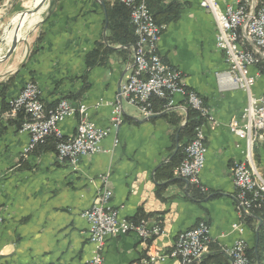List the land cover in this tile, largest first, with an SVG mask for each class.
Returning a JSON list of instances; mask_svg holds the SVG:
<instances>
[{
  "label": "crops",
  "instance_id": "1",
  "mask_svg": "<svg viewBox=\"0 0 264 264\" xmlns=\"http://www.w3.org/2000/svg\"><path fill=\"white\" fill-rule=\"evenodd\" d=\"M100 1L54 3L24 63L1 82L11 84L9 97L31 82L40 90L46 109L62 99L74 106L83 104L92 123L108 127L111 104L132 71L134 46L121 48L104 41L105 14L113 0H107V6ZM229 3L219 0L222 10ZM199 4L200 0L147 1L149 12L164 26L158 54L181 73L185 87L202 98L209 112L201 125L206 154L199 180L205 191L189 190L188 182L174 171L172 180L155 179L184 144L177 127L181 130L185 125L187 108L179 95L174 96L176 108L166 111L180 119L179 126L169 124L162 116L165 112L148 119L123 103L122 125L101 143L107 152L83 157L76 166L58 161L51 144L25 153L29 135L15 126L17 115L0 113V264H87L94 247L81 214L104 186L118 218L161 227L160 236L149 241L161 253L169 254L178 235L200 222L208 226L212 242L192 264H230L223 250L239 238L246 250L255 252L262 222L254 213L238 216L230 172L233 162L245 160V141L232 134L229 125L240 122L247 97L220 85L217 74L228 67L215 47L213 17ZM170 6L177 10L174 20L163 15ZM108 32L107 26L105 40ZM97 44L117 52L101 61L88 58ZM249 49L256 52L251 45ZM263 67H251L249 73L258 74ZM263 93L264 76L258 75L252 95L259 98ZM75 127V117L60 125L65 137L73 136ZM114 136L119 141L116 147ZM251 154L252 166L264 178V139L252 147ZM159 185H165L160 198L156 196ZM235 225L242 232L234 230ZM101 255L104 264H142L146 249L136 235L128 234L106 239ZM159 264L179 263L167 258Z\"/></svg>",
  "mask_w": 264,
  "mask_h": 264
},
{
  "label": "built area",
  "instance_id": "2",
  "mask_svg": "<svg viewBox=\"0 0 264 264\" xmlns=\"http://www.w3.org/2000/svg\"><path fill=\"white\" fill-rule=\"evenodd\" d=\"M118 1L130 11L129 21L136 41L132 71L111 104L108 127L102 128L92 123L88 119L87 107L83 104L74 106L62 99L53 109H46L40 99V90L28 82L7 101L9 116L19 113L25 116L19 129L21 133L29 135L25 153L45 143L48 138L55 141L56 159L72 166H76L83 157L106 153L101 143L122 125L123 103L135 107L144 117H151L154 115V100L164 101L162 112H166L176 108L174 96L179 95L186 108L198 112L205 120L209 118L202 98L187 89L181 73L165 63L158 54L157 45L164 26L154 21L147 7L148 0ZM199 5L213 17L216 28L215 47L223 55L228 67L226 72L217 74L220 85L224 89L239 90L247 97L240 122L229 125V131L246 144L245 160L233 162L230 168L235 209L238 216L243 218L253 209H260L264 205V178L251 164L252 147L264 139V93L259 98L252 95L258 75L264 76V67L258 74L249 73L251 67L264 64V0H231L224 10L219 0H200ZM249 45L256 52L250 50ZM69 117L76 118L75 133L65 137L60 125ZM204 141L199 126L184 149L183 160L174 169L176 177L187 181L200 192L205 191L199 180L205 163ZM118 142L114 136L113 147ZM109 199L110 191L104 186L94 204L81 214L88 224L89 241L94 247V253L87 264H104L101 252L106 239L128 234L136 235L146 249L142 264H159L167 258L175 259L179 264H192L208 252L212 241L206 223L200 222L179 234L171 252L164 254L149 244L151 238L160 236L161 227H147L144 223L134 224L118 218L116 211L109 205ZM1 225L0 216V228ZM233 229L242 232L240 225L233 226ZM246 249V243L239 238L223 252L230 264H251Z\"/></svg>",
  "mask_w": 264,
  "mask_h": 264
},
{
  "label": "trees",
  "instance_id": "3",
  "mask_svg": "<svg viewBox=\"0 0 264 264\" xmlns=\"http://www.w3.org/2000/svg\"><path fill=\"white\" fill-rule=\"evenodd\" d=\"M107 6V0H102ZM130 11L128 8L119 3L118 0H113V5L111 8L107 6V17H108V36L106 37V41L110 45L123 47H131L134 46L136 38L134 35V29L129 21ZM163 15H167V20H174L177 16V10L174 6L168 7L163 11ZM153 16V15H152ZM154 21L159 25L157 16H153ZM113 52H117V50L110 49L107 47H103L102 44H97L95 49L88 54V58L92 57V59L101 61L103 57L111 54ZM95 62L90 63V65ZM11 84L0 83V113L4 114L9 111L8 107V99L10 98L8 95L10 94ZM165 102L162 100H154L152 102V111L155 113L162 112L163 106ZM167 119L168 123L173 126H179L180 119L176 117L172 112H165L162 115ZM24 115L22 113L17 114L15 126L20 128L22 122L24 121ZM205 121V118L201 117L198 112L187 108L186 122L185 125L179 130L177 127L178 135L180 141H183L181 147H179L176 155L170 160V163L166 165L165 168L160 170L159 176H156L155 179L163 178L166 180L173 179V171L184 158V149L188 142L193 138L195 129L202 125ZM51 144L55 148V141L53 138H48L45 143L41 145ZM40 146V145H38ZM165 185H159L156 188V196L160 198L161 192ZM188 189H193L195 193H198V189L193 187L192 185H188ZM250 213L256 214L261 220V226L259 229V233L257 236L256 250L254 252V248L250 250H246V255L249 258L251 264H264V205L260 209H253ZM133 223V222H132ZM136 224V223H134ZM138 224V223H137Z\"/></svg>",
  "mask_w": 264,
  "mask_h": 264
},
{
  "label": "rangeland",
  "instance_id": "4",
  "mask_svg": "<svg viewBox=\"0 0 264 264\" xmlns=\"http://www.w3.org/2000/svg\"><path fill=\"white\" fill-rule=\"evenodd\" d=\"M59 1L60 0H46V3L43 5L45 9L38 15V23L40 22L41 18L43 19L51 10L50 4L59 3ZM30 2L31 0H0V37H2L3 33L8 30L6 29L7 25L11 21L13 22V19H15V17L20 16V13L24 11H28L26 5ZM39 27L40 26H38L36 29H33V31L30 32L26 39L16 46L12 55L6 61L0 64V83L14 76L17 70H19L21 65L24 63L33 45ZM8 48L9 45L6 46L3 42L0 41V49H2V55L6 53Z\"/></svg>",
  "mask_w": 264,
  "mask_h": 264
},
{
  "label": "bare ground",
  "instance_id": "5",
  "mask_svg": "<svg viewBox=\"0 0 264 264\" xmlns=\"http://www.w3.org/2000/svg\"><path fill=\"white\" fill-rule=\"evenodd\" d=\"M43 0H31L30 3L26 5L28 11L33 10L37 7ZM48 1V0H47ZM46 3V2H45ZM45 9L43 6L37 13L32 15H25L24 17L17 16L11 21L6 29V32L3 33L2 37H0V41L4 43V45H10V43L15 40H25L26 37L33 31L34 27L37 25L39 21L38 15ZM18 30V31H17ZM22 42V41H21ZM2 55V49H0V56Z\"/></svg>",
  "mask_w": 264,
  "mask_h": 264
},
{
  "label": "water",
  "instance_id": "6",
  "mask_svg": "<svg viewBox=\"0 0 264 264\" xmlns=\"http://www.w3.org/2000/svg\"><path fill=\"white\" fill-rule=\"evenodd\" d=\"M45 2H46V0H43L42 3H40V4H39L37 7H35L33 10L24 11V12L20 13V16H21V17H24L25 15H32V14L37 13V12L43 7V5L45 4ZM100 3H103V2L100 1ZM53 5H54V3H51V4H50V8H52ZM48 14H49V13H48ZM48 14H47L43 19L41 18L40 22L34 27V29H36L38 26H41V25L46 21V19H47V17H48ZM107 26H108V19H107V16H106V14H105L104 35H105V33L107 32ZM17 31H18V30H17ZM104 35H103V38H104V41L106 42ZM21 41H23V40L15 39V40H13V41L10 43L9 48L7 49L6 53L0 57V64L3 63L4 61H6V60L12 55V53L14 52L16 46H17ZM159 116H161V115H159ZM151 118H153V117L151 116V117H149L148 119H151Z\"/></svg>",
  "mask_w": 264,
  "mask_h": 264
}]
</instances>
